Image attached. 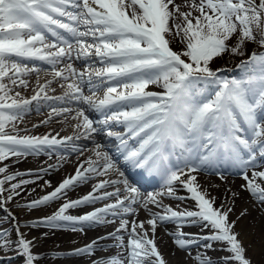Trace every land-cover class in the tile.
<instances>
[{"label":"snow or ice","instance_id":"snow-or-ice-1","mask_svg":"<svg viewBox=\"0 0 264 264\" xmlns=\"http://www.w3.org/2000/svg\"><path fill=\"white\" fill-rule=\"evenodd\" d=\"M177 41L183 50L173 49ZM248 42L261 51H253L237 65L244 70L243 76L227 79L212 70L214 58L226 52L243 55ZM94 57L102 67L89 65L80 72L71 63ZM65 60L69 62L58 69ZM29 61L48 65L52 79L44 83L38 79L30 98L18 91L12 95L14 87L9 85L27 87L22 77L41 70L36 64L29 67ZM56 78L70 82L62 96L51 97L45 89ZM85 84L91 95H84ZM149 86L161 91L149 90ZM101 89L103 95L98 96ZM50 100L80 105L73 117L77 121L74 137L20 135L16 122L33 102L39 111L41 101ZM70 111L52 108L49 119ZM91 113L100 118H90ZM113 127L124 131H112ZM101 133L118 142L116 158L102 150L106 145L97 143L91 149L94 158L78 162L73 174L55 186L51 180L44 181L42 187L51 191L16 204L36 209L63 200L50 215L27 222L33 227L83 233L119 220L118 227L105 236L52 255L91 256L116 248L115 254L97 257L91 264H167L155 232L158 224L174 223L176 229L168 235L178 249L188 251L195 264H213L207 250L217 243L229 253L223 258L225 264H253L248 247L235 231L237 221L230 219L233 208L217 205V198L198 182L196 173L214 171L223 179L222 170L237 171L246 182L241 187L264 204V170H256L264 164V0H184L183 4L175 0H0V209L7 213L5 220L16 222L15 240L7 229H0V251H15L24 257V264L38 260L31 250L33 240L21 232L7 204L21 195L22 186L58 169L65 156L58 155L56 164L27 173L10 172L5 161L16 158L15 164L21 157L42 153L51 157L57 146L67 153L74 139L91 140ZM72 151L83 152L77 147ZM249 169H253L251 176ZM24 175H35L36 180L17 181ZM94 176L106 178L86 194L67 198L69 191ZM148 181H156L159 188L145 194L141 188ZM181 189L187 195H178ZM165 197L181 204L191 200L194 205L174 208L163 202ZM104 200L110 202L69 214L70 209ZM150 205L161 211H153ZM140 209L150 218H125ZM185 227L199 228L200 233L184 232ZM122 233H127L126 244ZM107 239L113 243L102 247L100 242ZM193 247L198 249L194 256Z\"/></svg>","mask_w":264,"mask_h":264},{"label":"bare ground","instance_id":"bare-ground-1","mask_svg":"<svg viewBox=\"0 0 264 264\" xmlns=\"http://www.w3.org/2000/svg\"><path fill=\"white\" fill-rule=\"evenodd\" d=\"M130 2V0H126ZM178 4H183L184 0H175ZM199 2V0H197ZM138 8V5L135 6ZM187 11L188 9H183ZM130 11V10H129ZM174 49L175 43L171 45ZM175 50V49H174ZM69 61L65 60L61 65H57V68L65 66ZM28 65L36 64L40 67L38 73H31L27 76L22 77L27 83L25 86H12L14 91L12 95L15 94V91L20 92L21 96L24 98H30L35 94L37 88V80L39 79L40 83H44L45 80L52 79L51 68L42 64L38 61H29ZM74 67L80 71L84 72L85 69L92 65L94 68L102 67V64L99 60H77L74 63ZM31 66V67H32ZM86 67V68H84ZM84 69V70H83ZM83 70V71H81ZM67 75V73H65ZM245 73L239 72V75H230L231 78H240ZM220 77L227 76L219 75ZM70 81H65L61 78H56L53 82L45 89L48 93H53L52 96L56 95L62 96L66 90L67 83ZM5 83H8L5 80ZM63 85V87H62ZM149 89L161 91L160 88L156 86H149ZM84 95L91 93L88 90L87 84L83 86ZM29 93V94H28ZM63 93V94H61ZM26 94V95H25ZM59 94V95H58ZM92 94V93H91ZM97 95H103V89L97 92ZM51 96V97H52ZM63 106H67L68 109H71L69 113L63 115H53L49 119V114L51 113L52 108L61 109ZM80 107L76 102L64 103L57 100L50 101H41L40 109L37 111V105L35 102L30 106V111L23 115V117L16 122V127L20 130V135H32V136H43V135H56L59 134V137L64 136H73L74 129L73 125L77 123L73 117L76 115L75 110ZM87 114V113H86ZM90 118L99 119V115L96 113H91ZM48 120L47 123H41V121ZM33 125H38L33 127ZM11 132V126L7 129ZM106 145V148L102 150L109 151V153L116 158L117 151L114 147L111 138L105 136L104 134H94L92 139L73 140L72 144L67 146L68 151L65 153V150L61 146H57V150L53 153L51 157L47 154L40 155H28L26 157H21L19 162L13 164L12 161L16 158H10L5 163L10 165L9 171H21L27 173L29 169L35 171L40 167H47L48 164L57 163V155H64L65 159L60 161V167L58 169L49 170L47 174H43L42 178L36 180L35 175H24L18 177L19 179L26 180H36L35 183H29L22 186L24 191L21 192V195L15 198L12 201H9L7 207L11 212L16 216L17 221L20 224L21 232L25 233L26 238L33 240L32 252L34 255L38 256V260L34 264H91L93 259H96L100 256L112 255L117 252L116 248H110L104 251H96L94 255H61L54 256L52 253L63 252L68 253L75 248L82 247L92 240H95L97 237L105 236L107 233L112 232L118 227L119 220L117 219L115 223L109 225H98L93 228H88L85 232H73L70 229H50L43 225L31 226L24 225L28 221L38 219L44 215H50L52 212L59 207L63 200L50 203L45 206H41L36 209H23L16 207L17 203H24L26 201L34 200L41 195H44L46 192L51 191V188L42 187L45 180H51L53 186H55L60 180L65 176L73 174L77 167L78 162L85 160L88 156H93L91 151L95 147V144ZM73 147H77L83 150L81 151H72ZM94 158V156H93ZM2 166V165H0ZM253 169L248 170L249 176ZM257 171L264 170V164H260L256 168ZM198 177V182L201 183L203 187L208 188V191L212 196L217 198V205L225 203L228 206L233 208V211L230 214L231 220H236L235 231L239 233V238L243 241L244 245L248 247V255L251 256L253 264H264V204L257 202L251 194L241 186L246 182L242 179L241 175L237 171L233 170H222L223 179L220 175H217L216 172H198L196 173ZM106 177H93L90 181L85 182L81 186L77 187L73 191L67 193L68 199H76L79 196L86 194L88 191H91L92 185L98 182L99 180L105 179ZM16 182V181H13ZM260 182V181H258ZM150 189L141 190L143 193L148 191H155L159 188V184L156 181H151ZM7 186V185H6ZM111 191L112 188L107 189ZM233 193H238L237 196L233 197ZM178 195H187L184 190H180ZM103 204L109 203L110 201L104 200ZM96 203L94 205L81 206L77 209H70L69 214L78 215L87 211H91L93 208L101 207L102 203ZM163 202L165 204L172 205L174 208L176 205L180 204L181 207L192 208L194 202L191 200H186L181 204L178 200H173L169 198H164ZM85 207V208H84ZM153 211L158 210L154 206H151ZM160 210V209H159ZM246 210V211H245ZM241 213H244L241 215ZM7 213L0 209V229H7L8 235L12 240L16 239L15 225L16 222L8 219L5 220L4 217ZM129 221L136 219L137 221H146L150 218L149 213L140 209L138 214L134 216L125 217ZM9 222V225L7 224ZM150 226L146 225V228ZM176 229L174 223H163L158 224L155 232L156 243L159 251L165 257L167 264H195L194 260L189 255L188 251L178 249L173 243V237L168 235L169 232H173ZM184 232L200 233L199 228L185 227ZM125 237V244L127 242V233H122ZM151 235V233H150ZM113 243L112 239L103 240L100 242L101 246L111 245ZM201 243H206V241H201ZM221 244L217 243L214 245L213 249L207 250V255L212 258L213 264H225L224 257H227L229 253L227 251L221 250ZM197 248L193 247L191 249V254L194 256L197 252ZM204 251V249H199ZM0 264H24V257L17 254L15 251L8 252L7 254L0 253Z\"/></svg>","mask_w":264,"mask_h":264},{"label":"rangeland","instance_id":"rangeland-1","mask_svg":"<svg viewBox=\"0 0 264 264\" xmlns=\"http://www.w3.org/2000/svg\"><path fill=\"white\" fill-rule=\"evenodd\" d=\"M234 40L235 37L232 40H230L228 43L232 44ZM183 47L184 45L177 41L175 43L174 49L180 51L183 50ZM253 51H261V49L257 44L248 42L244 45L243 55H233L231 52H226L222 54L220 57L214 58L213 61L210 62V67L214 71L219 70L217 73L218 75H224L226 73L227 76H224L223 78L231 79L230 75H239V72L244 73V70L240 67H237V65H240L242 61L247 60L249 55ZM7 224L9 225V222ZM24 225H29V224L25 223ZM0 253L4 254L2 251H0Z\"/></svg>","mask_w":264,"mask_h":264}]
</instances>
